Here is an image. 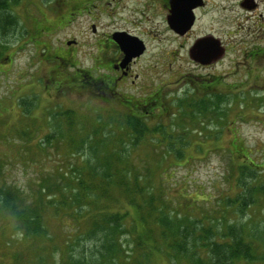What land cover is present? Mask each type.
<instances>
[{"label":"rangeland","instance_id":"obj_1","mask_svg":"<svg viewBox=\"0 0 264 264\" xmlns=\"http://www.w3.org/2000/svg\"><path fill=\"white\" fill-rule=\"evenodd\" d=\"M210 1L217 7L202 15L194 35L213 34L224 45L229 44L228 55L215 65L199 64L188 55L173 63L170 54L177 43L164 29L163 16L151 15L152 23L143 22L139 28L128 23L145 20L136 12L135 0H118V3L114 0H8V11H0V179L3 184L19 191L25 200L27 195H36L40 178L47 176L52 194L59 197L62 193L59 189L67 183L61 173L76 170L82 181L91 171L87 160L91 159L93 166L99 167L103 152L120 153L124 161L119 166L113 160L115 176L118 177L121 168L133 177L138 176L141 184L147 186L146 190L153 192L176 220L209 215L211 219H238L264 227V50L259 56L245 59L246 44L241 43L257 16L239 8L233 12L224 10L222 5H226V0ZM91 2L98 8L91 7L88 11ZM91 24L97 26L95 33ZM114 27L146 33L148 52L140 62L146 66L152 86L164 81L165 93L161 97L164 108L128 107L125 98L117 101L103 95L98 82H83L86 88L78 86V73L94 79L102 74L98 68L97 41ZM256 34L260 39L253 40L252 44L264 46V30ZM69 40L78 42L69 61L46 58L45 47L60 53L68 48ZM190 41L185 44V50H179L181 56L187 53ZM158 56L164 61H159ZM75 65L83 74L82 71L75 74ZM132 113L144 120L136 123L130 118ZM129 118L141 137L133 135L127 124ZM69 121L74 122L72 127ZM56 131L59 137L55 136ZM111 132L112 137L107 139L113 140L105 143L108 149L102 152L103 141L97 143L96 139H105ZM50 134L55 138L44 143ZM89 136L95 140L77 151L76 140L81 142L80 139ZM126 139L142 141L131 147L123 142ZM153 139H158V146L152 143ZM242 164L259 167L256 180H248L245 186L242 178L249 177L240 171ZM89 184L100 187L97 178ZM247 185L252 186L255 205L244 214L240 206L235 210L227 207L226 201H239L242 193L249 191L243 189ZM113 193L114 197L102 199L99 206L104 210L127 211L124 226L130 227L135 222L142 229L137 206L131 202L133 195L124 197L121 191L114 190ZM82 226L70 218L56 217L53 210L46 212L49 238L44 243L49 247L45 256L48 263L62 264L59 254L63 249L67 258L72 251L93 247L82 235L90 230L92 220ZM14 227L0 228V264H11L19 251L23 254L20 261L38 257L36 247L11 242L18 238ZM127 238H121L126 253L118 256L115 264H173L172 254L152 245L149 259L139 263L142 253L133 250L128 253L131 248L124 240ZM155 239L160 240L157 236ZM70 244L71 248H67ZM261 246L258 253L264 258V244ZM128 255L129 259L125 260ZM244 264H264V259Z\"/></svg>","mask_w":264,"mask_h":264},{"label":"trees","instance_id":"obj_2","mask_svg":"<svg viewBox=\"0 0 264 264\" xmlns=\"http://www.w3.org/2000/svg\"><path fill=\"white\" fill-rule=\"evenodd\" d=\"M8 9V0H0V11H8ZM21 104L24 106L23 102ZM133 117L134 114L132 113L130 118L136 123L144 120L139 116ZM130 118L127 124L131 126L133 135L136 134L141 137L140 132L135 129L136 125L131 124ZM68 125L72 127L74 122L69 121ZM54 134L59 137L58 131ZM110 137H112V132L103 137L105 139H96L97 143L99 140L103 141L101 143L103 145L101 147L102 152L108 149L105 147V143L113 140L107 139ZM52 138H55L52 134L48 135L44 139V143L51 142ZM90 138L89 136L86 139H80L81 142L76 140L77 151L86 145L89 146L90 142L95 140ZM128 140L123 142L128 146L131 145V147L137 146L142 141V139ZM116 141L121 143L119 139ZM152 143L158 146V139H153ZM40 146H44L43 142ZM90 148L93 146L91 145ZM122 155L120 153L109 155L103 152L102 157L104 158L101 157L99 167L93 166L91 159H86L91 171L85 174L82 181L79 179V176H82L76 170L70 173H61V178L67 183L59 189L62 192L59 197L58 194H52L51 184L48 183L49 178H46L47 176L40 178V186L35 192L36 195H27L25 200L19 191L11 186H5L0 179V219H2L0 220V228L8 230L11 225H15L14 234L18 238L11 242H17L19 245L28 243V246L36 247L39 252L35 260H28L31 263L27 260L20 261L23 254L21 251L16 252L11 264H50L45 259L46 249L49 247L44 243L49 238L46 228V212L49 210H53L54 215L58 218H70L71 221L78 223L81 228L89 219L92 220L90 230L88 232L82 230L86 231L82 235L91 242L90 245H93L94 248L85 249V251H72V254H69L67 258L64 256L65 249H63L59 254V257H62L60 261L62 264H115L118 256L126 253L124 243L121 241L123 236L128 237L124 239L127 240L131 248L128 253H131L132 250L138 254L139 252L142 253L143 258L140 262L138 261L139 263H144L146 259H149L152 252L151 245L154 249L169 255L172 254L173 264L182 262H187V264H244L257 263L264 259L258 253V249L263 247L261 244H264L263 225L262 227L249 225L238 219L234 221H224V218L223 220L221 218L211 219L209 215L192 220H176L170 216L169 208L164 203L158 202L152 195L153 192L146 190L147 186L141 184L138 176L133 177L131 173L127 174L123 168H121L118 177L115 176L114 161L121 166L124 161ZM257 168L259 167L252 168L247 164L240 166V171L245 176L247 173L249 177L247 179L242 178L243 181L241 182L244 186L249 182L248 180H256V174L259 171ZM95 178L99 179V189L95 184H89ZM243 189L249 191L243 192L242 196L238 198L239 201L234 199L226 201V206L234 210L240 206V210L244 214L247 212H244L245 210L255 205V199L251 195L252 186L248 188L247 185ZM113 190L115 192L121 191L124 197L133 195L131 202L132 204L135 202L137 206L135 208H137L138 216L142 220V229L135 222H132L130 227L124 226V220L129 214L127 211H118L117 209L111 211L107 208L104 210L103 207L99 206L102 199L110 200L114 197ZM4 215L6 219H4ZM152 221L155 227L151 226ZM156 236L160 239L159 242L155 239ZM67 248H71V244ZM127 259H129V255L125 260ZM135 259L131 261L134 263Z\"/></svg>","mask_w":264,"mask_h":264},{"label":"flooded vegetation","instance_id":"obj_3","mask_svg":"<svg viewBox=\"0 0 264 264\" xmlns=\"http://www.w3.org/2000/svg\"><path fill=\"white\" fill-rule=\"evenodd\" d=\"M115 3H118V0H114ZM121 1V0H120ZM137 3L136 12L140 13L145 17L143 21H132L128 22L137 28L140 27V24L152 23L153 19L151 15L154 16H163V23L167 32L171 34L170 39L176 44V48L171 51L170 59L172 58L173 63H179L180 60L184 59V56H189L192 61H196L192 58L191 51L195 48V44L200 39L208 40L212 45L210 48H206L203 54L200 56V59L203 62H198L199 64H213L223 60L229 53V44L222 43V41L213 34H205L201 36L194 35V31L198 27V24L201 22L202 15H206L211 12L217 6L213 7L210 0H135ZM111 3V2H110ZM107 5L109 3H106ZM224 10L235 11L237 8L241 11L247 12L253 16H257L252 25L248 30L247 36L242 40V44H246L244 47L245 59L250 57L259 56L260 53L264 50V46H256L252 44V41L260 39L259 34H256L257 31L264 30V0H226V5ZM98 8L95 2L88 3V11L90 8ZM73 14V13H72ZM218 17V13H217ZM216 17V18H217ZM188 23H192L189 30L184 33L178 32L183 31L184 26ZM91 28L96 32V24H91ZM253 28V29H252ZM116 33H125L130 36L139 38L143 42L145 51L142 55L129 58L127 54L122 50L120 45L114 41L113 36ZM144 32L141 31V34L137 33L134 30L127 28H118L114 27V30L110 33H104L102 40L97 41V47L99 51V66L102 74L100 77L86 76L83 74L82 69L77 67V71H82L83 77L78 73L77 80L79 81L78 86H83L86 88L83 82L88 84L97 83L102 88L103 95H108L112 98H115L117 101L123 100L125 98L127 101L126 105H134L135 109H154L164 108L163 102H161V97L165 93V83H158L155 86H152L149 83L148 73L146 66L141 64V59L147 54L148 43L145 39ZM148 34V33H147ZM190 41V46L187 49V53L184 52V55L179 54V50L182 48L185 50V44L187 41ZM71 44H67L68 48L63 50L60 53H56L55 49L45 47L47 59L52 60L58 59L61 61H69L68 57L73 56L75 53V47L78 46L76 40H69ZM67 42V43H68ZM251 44V45H250ZM178 50V54H175V51ZM159 61H164V59L159 58ZM172 65V64H170ZM75 77V76H74ZM91 79V80H90ZM215 80V78H214ZM152 86V87H151ZM134 100V101H133ZM133 110V109H132Z\"/></svg>","mask_w":264,"mask_h":264},{"label":"water","instance_id":"obj_4","mask_svg":"<svg viewBox=\"0 0 264 264\" xmlns=\"http://www.w3.org/2000/svg\"><path fill=\"white\" fill-rule=\"evenodd\" d=\"M192 23H188L184 26L183 31H178L181 33H184L185 31L189 30ZM114 41H116L122 50L127 54L129 58L140 56L144 53L145 47L143 46V42L134 36H130L125 33H116L113 36ZM68 44H71V42H68ZM212 44L208 42V40L200 39L196 42L195 48L191 51L192 58L196 61L203 62V60L200 59V56L203 54L206 48H210Z\"/></svg>","mask_w":264,"mask_h":264}]
</instances>
